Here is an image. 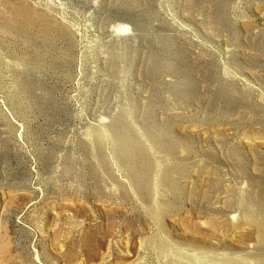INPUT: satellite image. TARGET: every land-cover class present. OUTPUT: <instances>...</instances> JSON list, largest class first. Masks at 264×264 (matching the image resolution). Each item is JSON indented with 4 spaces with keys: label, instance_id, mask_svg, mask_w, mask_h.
I'll return each mask as SVG.
<instances>
[{
    "label": "rangeland",
    "instance_id": "1",
    "mask_svg": "<svg viewBox=\"0 0 264 264\" xmlns=\"http://www.w3.org/2000/svg\"><path fill=\"white\" fill-rule=\"evenodd\" d=\"M252 213L264 0H0V264H253Z\"/></svg>",
    "mask_w": 264,
    "mask_h": 264
},
{
    "label": "bare ground",
    "instance_id": "2",
    "mask_svg": "<svg viewBox=\"0 0 264 264\" xmlns=\"http://www.w3.org/2000/svg\"><path fill=\"white\" fill-rule=\"evenodd\" d=\"M120 28H122L123 30H126L129 28L128 24L122 23L120 24ZM117 146L122 149L124 151V154L128 157V158H132L133 153L135 150H133L134 148L131 147L129 144H127L124 140L120 139L116 142ZM135 147V146H134ZM254 213V212H253ZM251 214L250 217V222L256 227L257 231H258V236H257V243L259 245V247H264V215H260V214ZM184 257V256H183ZM256 262H254L253 264H264V255H260V256H255ZM233 262L228 263V264H250L248 258H242L241 260H231ZM226 262H228V260H226ZM174 264H187L186 262H184L182 259L178 260V262L176 261Z\"/></svg>",
    "mask_w": 264,
    "mask_h": 264
}]
</instances>
